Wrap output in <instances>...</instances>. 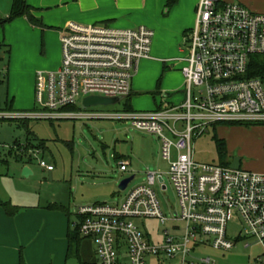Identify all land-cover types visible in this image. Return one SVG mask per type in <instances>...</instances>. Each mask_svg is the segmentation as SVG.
Instances as JSON below:
<instances>
[{"label":"built area","instance_id":"2783aa9c","mask_svg":"<svg viewBox=\"0 0 264 264\" xmlns=\"http://www.w3.org/2000/svg\"><path fill=\"white\" fill-rule=\"evenodd\" d=\"M152 37L143 26L68 23L59 39V68L35 74L39 111H0V119L127 121L157 137L179 210L170 217L163 214L153 186L166 188L156 173H148L146 183L130 190L120 204L80 207L75 227L94 241L99 264H124V246L128 264H215L195 253L206 248L229 253L237 243L258 248L248 264H264V174L197 164L192 150L193 140L211 125L264 124V83L247 76L252 58L264 56V14L223 0H198L194 26L185 37L182 101L148 112L74 111L87 97H129L139 62L150 58ZM37 162L54 169L42 159ZM126 166L121 162L119 171ZM137 219L157 221L162 241L147 237Z\"/></svg>","mask_w":264,"mask_h":264},{"label":"rangeland","instance_id":"374dc122","mask_svg":"<svg viewBox=\"0 0 264 264\" xmlns=\"http://www.w3.org/2000/svg\"><path fill=\"white\" fill-rule=\"evenodd\" d=\"M12 1L0 0V108L7 112L9 110L4 108L12 105L10 112H38L34 96L35 74L59 68L61 46L53 28L31 26L25 23L23 17L6 22ZM26 2L35 5L40 0ZM167 9L163 7L157 12L149 2L143 10L131 12V17L139 22L137 25L153 32L149 55L151 59L139 62L137 74L132 80L131 98L122 99L114 105L87 110H82L78 105L74 111L124 113L131 109L135 112H148L154 111L161 104L183 100L185 81L181 69L186 65L183 59L187 56L188 43L182 40L180 32L178 36L176 34L182 25L184 6H174L168 12ZM195 10L189 30L194 26ZM39 13L47 14L52 22L54 18H59L55 17L58 12L54 10H42ZM34 28L39 29L38 34H35ZM186 33L187 36L190 31ZM6 73L9 81L3 79ZM164 94L168 97L164 98ZM151 136L133 129L127 121L0 119V175L9 177V180L16 178V183L20 184L17 186L25 187V191H36L42 198L54 194L60 199L69 198L71 208L74 209L75 206L95 203L114 205L125 198L130 190L144 185L148 173H156L161 175L166 189L162 191V185L156 183L153 190L163 214L170 217L174 211L179 210L178 199L169 178L168 162L161 156L159 143ZM38 141L44 143L41 154H32L30 162L16 160L15 155L20 154L16 144L22 147L28 143L35 145ZM218 144H222V149ZM219 148L225 153L223 157ZM192 150L193 161L197 164L222 166L238 158L242 170L264 174V124L211 125L193 140ZM119 156L130 161L125 172L119 171ZM37 159L51 164L54 171L48 172L39 167ZM23 166L32 172L30 177L22 176ZM131 176H134L133 180L124 191H120V182ZM134 223L154 243L162 241L163 227L157 221L137 219ZM257 251L256 247L244 249L241 245L229 253L206 248L201 249L196 257H209L215 264H247L248 256ZM122 254L124 264H128L125 246ZM147 264L155 263L147 261Z\"/></svg>","mask_w":264,"mask_h":264},{"label":"crops","instance_id":"0c3cea01","mask_svg":"<svg viewBox=\"0 0 264 264\" xmlns=\"http://www.w3.org/2000/svg\"><path fill=\"white\" fill-rule=\"evenodd\" d=\"M223 1L242 5L254 13L264 14V0H238L237 3L234 0ZM149 2L159 12L163 7L167 8L168 0H40L39 4L34 5L33 2L31 5H28L27 2L26 4L32 9L34 18L40 22L37 26L53 28L55 36L60 39L68 23L86 26H118L119 28L116 29L140 27V25H137L139 22L135 21L134 17H131V12L138 9L143 10ZM196 2L197 0H176V3L166 10L168 12L174 6L177 8L181 7V4L184 6V18L176 34L178 36L180 32L182 40L186 37L185 33L190 31L189 28L193 22ZM42 10H54L56 13L58 12L55 17L58 16L59 18H54V22H52L49 16L47 17V14H38ZM22 19L25 23L28 22L31 26H35L25 17ZM38 31L39 29H35V34H38ZM7 68L6 66V71L8 72ZM4 78H9L7 73L3 76ZM132 93L133 85L130 96L127 97L128 99L131 98ZM163 97L167 98L168 95L164 94ZM10 108H12V105ZM128 112L135 111L130 109L126 111V113ZM152 136L151 138L155 139L160 145L157 137ZM26 145L22 147L15 145L16 148L19 147L17 151L20 154L18 155L26 154H22ZM29 152L41 154L39 150H29ZM23 161H25V158L21 160V162ZM232 161L228 163V167ZM121 162L127 163V170L130 161L123 156H119V164ZM25 167L21 168V172ZM240 170H242L241 167ZM53 171L54 169L48 172ZM31 175L32 172L27 177ZM10 179L0 175V264H99L96 258L94 241L81 237L75 231L77 210L80 207L90 205L75 206L73 209L69 198L60 199L57 194L42 198L36 191L30 189L32 192H29L25 191V187H19L20 184L16 183V178ZM18 181L22 183L21 180ZM123 199L116 204H120ZM1 203H8L16 209L14 215H8ZM240 245L243 247L241 243H237L235 248ZM198 252L200 250L195 255ZM91 257L93 261L90 262ZM249 259L250 257L248 256V262Z\"/></svg>","mask_w":264,"mask_h":264},{"label":"trees","instance_id":"16d2710c","mask_svg":"<svg viewBox=\"0 0 264 264\" xmlns=\"http://www.w3.org/2000/svg\"><path fill=\"white\" fill-rule=\"evenodd\" d=\"M176 3V0H168L167 7H171ZM19 17H25L32 25H38L40 24L39 21H37L34 16L32 15V9L26 4V0H13L12 7H11V12L9 17L7 18V21H13ZM187 33H185L186 35ZM248 77H254V78H259L262 81H264V56H255L251 60V64L249 66V71H248ZM10 107H5L4 110H9ZM0 111L1 108H0ZM27 123H24L23 125H26ZM249 125V124H248ZM220 148L222 149V144H218ZM16 146H19L16 144ZM15 146V147H16ZM20 147V146H19ZM17 147L16 149H19ZM44 148V143L43 141H38V143L31 144L28 143L25 148H23L22 154L24 155H15L17 161H21L22 159L25 158L28 162L32 160V152L30 153L29 150H42ZM219 148V149H220ZM220 149V155L223 157L225 153ZM222 166H228L227 164H222ZM1 206L5 209L6 213L8 215H14L16 212V209H14L10 204L8 203H1ZM75 231H77V228L75 227ZM79 234V233H78Z\"/></svg>","mask_w":264,"mask_h":264},{"label":"water","instance_id":"95a60500","mask_svg":"<svg viewBox=\"0 0 264 264\" xmlns=\"http://www.w3.org/2000/svg\"><path fill=\"white\" fill-rule=\"evenodd\" d=\"M122 100V98H114V99H108V98H102V97H96V96H92V97H87L84 98L82 100L81 103V109L82 110H87L89 108L92 107H97V106H109V105H114L116 103H119ZM229 168L232 170H238L240 169V162L238 158H235L229 165ZM31 174V171L25 167L22 170V176L27 177L28 175ZM133 176L128 177L124 180H122L118 186V189L120 191H124L128 184L133 180ZM164 189V187H163Z\"/></svg>","mask_w":264,"mask_h":264}]
</instances>
